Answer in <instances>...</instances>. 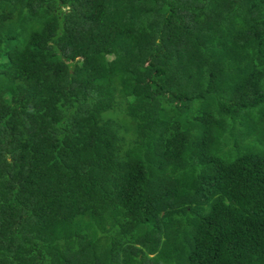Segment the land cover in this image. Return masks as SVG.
I'll return each instance as SVG.
<instances>
[{
    "label": "trees",
    "instance_id": "1",
    "mask_svg": "<svg viewBox=\"0 0 264 264\" xmlns=\"http://www.w3.org/2000/svg\"><path fill=\"white\" fill-rule=\"evenodd\" d=\"M259 111L264 0H0V264H264Z\"/></svg>",
    "mask_w": 264,
    "mask_h": 264
},
{
    "label": "rangeland",
    "instance_id": "2",
    "mask_svg": "<svg viewBox=\"0 0 264 264\" xmlns=\"http://www.w3.org/2000/svg\"><path fill=\"white\" fill-rule=\"evenodd\" d=\"M109 89L111 91H113V86L110 84H109ZM26 93H27L26 88L19 85L17 88L16 95L14 97V100H18L19 98L23 97ZM262 120L264 121V117L262 116V113L259 111L258 113H255L254 116H251L250 119H247L244 121L250 127L256 126V129H254V130H256L258 132L257 136H260L262 138V141H257V145H256V148H259L260 150H264V124H261ZM241 149H240V151L245 150V148H243V150H241ZM240 151L234 150L232 155H237Z\"/></svg>",
    "mask_w": 264,
    "mask_h": 264
}]
</instances>
